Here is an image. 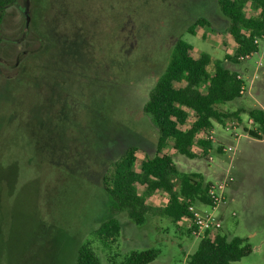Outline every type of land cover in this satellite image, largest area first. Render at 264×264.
Wrapping results in <instances>:
<instances>
[{
	"label": "rangeland",
	"instance_id": "rangeland-1",
	"mask_svg": "<svg viewBox=\"0 0 264 264\" xmlns=\"http://www.w3.org/2000/svg\"><path fill=\"white\" fill-rule=\"evenodd\" d=\"M6 13L1 34L15 45L5 59L11 64L6 42L0 46V264H76L84 244L103 264L151 248L159 253L150 264H187L200 238L185 219L174 222L155 205L143 224L118 213L120 235L102 239L98 229L113 214L102 178L132 145L138 159L156 154L158 130L144 105L178 37L194 44L195 55L232 54L218 0H16ZM199 17L216 31L188 32ZM27 56V83L9 85L19 71L12 64ZM251 104L246 92L221 108ZM223 126L215 128L213 160L196 149L199 157L174 154L175 162L210 180L235 178L223 203L226 231L247 238L252 251L233 264H264V138L245 130L253 126L247 114L239 138ZM226 145L235 150L224 151Z\"/></svg>",
	"mask_w": 264,
	"mask_h": 264
},
{
	"label": "trees",
	"instance_id": "trees-1",
	"mask_svg": "<svg viewBox=\"0 0 264 264\" xmlns=\"http://www.w3.org/2000/svg\"><path fill=\"white\" fill-rule=\"evenodd\" d=\"M15 1L0 0V22L5 7ZM218 5L229 22L224 33L235 43L233 52L222 58L213 57L206 51L195 55L194 44L182 37L177 38L169 63L144 105V111L158 130L156 154L138 159L139 147L132 145L111 162V169L102 178L103 188L112 199L113 213L98 229L106 242L116 241L121 233V221L115 216L118 213L126 212L134 223L143 224L153 209L148 205L147 197L159 190L167 192L169 200L158 210L174 222L185 218L191 220L190 205L213 203L209 194L212 182L206 181L199 172L181 170L168 148L189 158L198 157V149L207 157L214 148L208 135L215 123L236 120L240 124L244 114L253 119L252 128L245 127L248 134L257 139L264 138V109L258 106H240L234 110L221 108L243 97L240 91L245 80L239 77L237 70L227 66L226 61L238 64L242 62V56L258 51L260 41L256 42V39L264 38V0H218ZM198 26L216 31L206 17H199L187 31L197 34ZM21 64L16 81L7 82L13 87L17 82L27 83L24 77L31 73L29 56ZM251 251L252 245L247 238L229 237L221 228L214 236L209 234L200 239L195 252L188 255L187 264H233ZM158 253L156 248L132 252L122 264H148ZM76 264L103 263L91 245L84 244L79 248Z\"/></svg>",
	"mask_w": 264,
	"mask_h": 264
},
{
	"label": "built area",
	"instance_id": "built-area-1",
	"mask_svg": "<svg viewBox=\"0 0 264 264\" xmlns=\"http://www.w3.org/2000/svg\"><path fill=\"white\" fill-rule=\"evenodd\" d=\"M261 39L257 38L256 42H259ZM256 52H253L251 54H247L245 56L241 57V61H248L252 58V56ZM243 80V75L240 74L239 76ZM247 90V84L244 83L242 85L240 93L244 95ZM250 123H253V119L250 118ZM224 125V126H223ZM240 125L239 122L236 120L227 121L226 124H222L223 128L230 133V136L239 138L242 133H240ZM215 129H212L210 134L208 135V138L212 140L213 143L216 142V139L214 137ZM235 146L233 145H226L223 146V150L226 152H233L235 150ZM212 151V150H211ZM210 154L207 156L208 160H213V155ZM235 180V178L230 174L229 176H225L223 179H219L215 182H212L211 186L209 187V194L212 197V204H209L212 207L211 211H204L201 212L199 209H197L196 205H190L189 210L192 212V218H191V232L194 236L198 238L206 237L207 235L214 236V233L216 231H219V229L223 228V220L217 214L216 209L220 205H223L224 199H225V193L230 186V184Z\"/></svg>",
	"mask_w": 264,
	"mask_h": 264
},
{
	"label": "crops",
	"instance_id": "crops-1",
	"mask_svg": "<svg viewBox=\"0 0 264 264\" xmlns=\"http://www.w3.org/2000/svg\"><path fill=\"white\" fill-rule=\"evenodd\" d=\"M263 40H264V38L261 39L259 42L258 51L252 56L251 59H249V60H252L254 58L255 60L253 62H249V60L246 62L242 61V62L238 63L240 65V67H238V68L234 67L233 68L234 70H237L241 75H243V77L245 79V83L247 84V90H246L247 96H249L252 99V104L248 107L258 106V107H261L262 109H264V41ZM234 47H235V43H233V48ZM215 128H217V123H215L214 129ZM174 154L176 155V153H174V151H173V155ZM178 155H180V154H178ZM195 158H197V157H195ZM190 172H199V173L203 174L206 181L215 182V181L220 179L219 178L217 180H210L207 178L208 174L202 173L201 171H198V170H194V171L192 170ZM230 188H236V184H234L232 186L230 185L228 187V189H230ZM168 200H169V194L165 191H162V190H159L156 193L152 194L151 196L147 197V203L150 206L155 205L157 207H164L168 203ZM196 207H197V205H196ZM218 208H220L219 216L223 220V230L227 233L226 226H225V218L223 217L224 205H222ZM197 209H198V207H197ZM182 220H180V221H182ZM180 221H177V222H180ZM185 221H187L186 222L187 223V230L189 232H191V220L185 218ZM178 227H179V225H178ZM227 234L229 235V237L239 236L236 234H229V233H227Z\"/></svg>",
	"mask_w": 264,
	"mask_h": 264
},
{
	"label": "flooded vegetation",
	"instance_id": "flooded-vegetation-1",
	"mask_svg": "<svg viewBox=\"0 0 264 264\" xmlns=\"http://www.w3.org/2000/svg\"><path fill=\"white\" fill-rule=\"evenodd\" d=\"M6 9L8 8V6H6L5 7ZM6 16H7V13H6V10H5V12H4V16H3V18L1 19V22H0V36H1V38H2V42L3 41H5L6 42V44L4 45V44H2V46H5V58H4V61H5V59L6 58H8L12 53H13V50H14V45H15V42H13V41H11V42H13L12 44H10L9 43V40H7V39H3V37H2V34H1V28L3 27V25H4V22H5V19H6ZM27 24L29 23V20H30V18L27 16ZM26 34V33H25ZM18 40H21V39H18ZM23 40H25V39H23ZM22 40V41H23ZM1 42V43H2ZM18 42V41H17ZM14 44V45H13ZM13 45V46H12ZM0 46H1V44H0ZM8 46V47H7ZM8 61V60H7ZM9 62V61H8ZM16 62V61H15ZM11 64V63H10ZM12 66L13 67H17V68H19V63L17 62L16 64L15 63H13L12 64ZM18 72V70L16 69V73Z\"/></svg>",
	"mask_w": 264,
	"mask_h": 264
}]
</instances>
